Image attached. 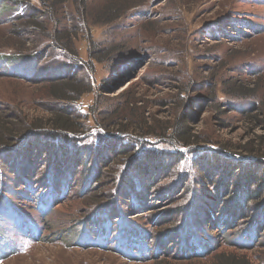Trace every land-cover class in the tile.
Segmentation results:
<instances>
[{
	"label": "trees",
	"instance_id": "16d2710c",
	"mask_svg": "<svg viewBox=\"0 0 264 264\" xmlns=\"http://www.w3.org/2000/svg\"><path fill=\"white\" fill-rule=\"evenodd\" d=\"M40 2L44 7L42 12L18 0H0L7 12L19 9L29 12L17 17L20 20L18 29L21 36L27 39L25 41H32L33 45L37 44L34 39L39 40V37H46V33L50 34L49 28L45 26L46 21L50 24L54 19L57 26H61L60 17L64 6L69 2L75 4V0ZM122 2L106 5L104 13L106 16L111 15L107 23L116 21L127 7L128 4ZM79 3L76 8L80 13L85 2L81 0ZM42 19L46 21L41 22ZM74 29L76 32L78 27ZM52 40L56 42L55 46L49 44L43 48L45 50L37 53L26 55L18 52L5 56L12 63H25L37 70L39 62L44 61L51 50L73 52H70L71 57L66 55L69 61L63 63L61 72L47 71L27 80L41 84L54 102L46 106L49 112L47 118L34 120L26 114H13V123L7 120L6 125L0 123V165L8 173L4 175L0 170V178H6V181H1L3 187L12 190L8 193H14V199L4 195L0 201V210L5 205L1 215L7 216V209L10 216L13 210L21 212L16 204L22 201V197L12 188V183H25L30 197L34 195L32 201L44 217L55 213L57 205L68 199L74 188V184H71L73 175L84 172L79 197H84L89 203L86 205L87 215H83L81 220L70 219V223L85 231L75 244L89 249L115 251L130 261L145 263L160 261L169 264L175 257L177 260L174 264H264V252H258L264 251V186L252 191L260 183L257 172L248 174L244 180L241 179L242 195L236 197L231 206L225 205L228 199L225 198V191L241 171L234 167L246 160L238 157L241 153H228V144L211 145L212 140L191 127V115L196 108L193 107L196 99L190 95L194 84L177 81L181 85L174 97L177 117L160 126L156 121L151 123L145 107H141L132 94L113 103L111 110L103 109L97 99L92 113L85 115L79 104L84 96L96 93L97 86L93 88L88 77L84 76L89 69L75 59L77 54L72 50L73 37L61 33L55 34ZM23 45L18 44V47ZM106 53L107 57L116 61L129 60L132 54L120 45L110 47ZM95 57L98 62L102 59ZM115 81H104L100 91L110 93L109 89L116 86ZM226 86L229 90L224 96L250 100L253 95L257 99L254 94L249 95L254 91L245 85L229 83ZM254 99L251 100L255 103ZM221 107V104L216 105V108ZM255 111L254 115L248 116L249 120L264 127V106ZM92 121L102 130L94 131ZM260 139L261 149L244 148L250 157H255L258 152L264 157V136ZM36 153L43 158L41 163H48L45 165L48 166L47 174L41 184H38L37 175L33 173L38 164ZM213 157L221 159L224 164L207 173L205 163ZM256 166L260 165L253 164V167ZM163 176H172L175 180L167 186L158 187ZM216 178L220 182L214 183ZM209 179H212L211 185ZM210 186L213 190L217 189L214 194ZM0 189L2 191V187ZM185 192L188 194L186 200L175 208L178 222L169 230L154 232L153 227L161 226L157 223L159 217L151 219L150 226L130 219L133 217L132 211H137L134 215L144 213L139 211L148 207L156 195L174 200L173 197ZM26 200L31 201L30 198ZM251 203L255 204L256 215L250 224L239 228V222L244 220L242 216ZM17 222L23 224L17 227L23 236L39 240L40 235L35 232L28 218ZM91 235H95L96 241L90 240L85 245L82 240L91 239Z\"/></svg>",
	"mask_w": 264,
	"mask_h": 264
},
{
	"label": "rangeland",
	"instance_id": "374dc122",
	"mask_svg": "<svg viewBox=\"0 0 264 264\" xmlns=\"http://www.w3.org/2000/svg\"><path fill=\"white\" fill-rule=\"evenodd\" d=\"M18 1L38 12L44 10L40 0ZM79 1L64 6L60 17L61 26H57L54 19L50 24L42 19L41 22L46 21L45 26L49 28L50 34L46 33L47 36L39 37V40L34 39L37 41L34 45L32 41H25L27 39L21 36L18 29L20 20L17 17L25 16L26 9L7 12L5 5L0 3V123L6 125L5 120L13 123V114H26L34 120L47 118L49 112L46 106L53 101L41 84L27 80L47 71L61 72L63 63L69 61L66 55L71 57L73 52L51 50L49 56L39 62L37 70L25 63H12L5 56L16 55L18 52L26 55L37 53L45 50L43 48L49 44L55 46L56 42L52 40L55 34H69L73 37L72 50L77 54L75 59L89 69L84 76L88 77L93 88L97 86V92L84 96L79 104L83 114L92 113L97 99L103 109L111 110L113 103L132 94L139 105L145 107L151 123L156 121L160 126L172 122L178 113L174 97L181 85L177 81L192 82L194 86L190 95L196 99L193 104L196 108L191 115V127L212 140L211 145L228 144V153H241L238 157L248 163L234 167L241 171L225 191V198L228 197L225 205L231 206L235 198L242 195L240 183L248 174L257 172L260 183L252 191H258L259 187L264 186V157L259 152L255 153V157H250L244 150L247 146L254 150L261 149L260 137L264 136V127H259L248 117L254 115L257 108L264 106V0H83L85 6L80 13L76 8ZM119 1L128 4L127 7L116 21L107 23L111 15L106 16L104 8L107 4ZM74 27H78L76 32ZM18 44L24 45L19 48ZM118 45L132 53L129 60L116 61L105 55L110 47ZM94 54L102 58L101 61H96ZM106 80H116V86H112L107 94L99 89ZM229 83L247 86L254 91L249 95L254 94L257 99L253 95L250 100L224 96L226 90H229L226 86ZM217 104L222 107L216 108ZM94 126V131L102 130ZM36 154L38 164L33 173L37 175L38 184H41L46 177L48 166L45 165L48 163H41L43 158ZM205 164L209 173L224 162L213 157ZM253 164L261 167H253ZM2 168V173L7 175L6 169ZM83 175L84 172L73 175L71 184H74V188L68 199L57 205L55 213L44 217L32 201L34 195L30 197L25 183L17 181L11 184L22 197V201L16 200V206L21 212L13 210L10 216L7 209V216L1 215L5 205L0 210V264H162L160 261H130L115 251L89 249L75 244L85 231L70 223V219L81 220L83 215H87L86 205L89 203L84 197H79ZM196 177L198 179L197 172ZM2 180L6 181V178H0V201L4 195L14 199V193H8L12 190L3 187ZM174 180L172 176H163L157 186H167ZM209 180L211 185L212 179ZM215 182H220V179L216 178ZM210 190L214 194L217 189L213 190L210 186ZM186 195V192L177 195L173 197L174 200L156 195L148 207L139 211L144 213L134 215L137 211H132L133 217L130 219L150 226V220L159 217L156 222L161 226L153 227L154 232L169 230L178 222L175 208L186 200ZM254 206L251 203L243 214L244 220L239 222V228L252 222L256 215ZM26 218L40 235L39 240L25 237L17 229L23 226L17 221ZM91 236V239L82 240L85 245L90 240L96 241L95 235ZM175 260L177 258L174 257V261L169 264H174Z\"/></svg>",
	"mask_w": 264,
	"mask_h": 264
}]
</instances>
